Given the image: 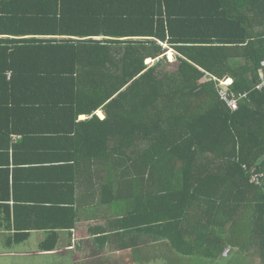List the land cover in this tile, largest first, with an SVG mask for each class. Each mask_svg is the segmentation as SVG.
Instances as JSON below:
<instances>
[{
    "label": "trees",
    "instance_id": "trees-1",
    "mask_svg": "<svg viewBox=\"0 0 264 264\" xmlns=\"http://www.w3.org/2000/svg\"><path fill=\"white\" fill-rule=\"evenodd\" d=\"M262 67L264 0H0L1 154L90 180L121 250L264 264Z\"/></svg>",
    "mask_w": 264,
    "mask_h": 264
},
{
    "label": "crops",
    "instance_id": "crops-1",
    "mask_svg": "<svg viewBox=\"0 0 264 264\" xmlns=\"http://www.w3.org/2000/svg\"><path fill=\"white\" fill-rule=\"evenodd\" d=\"M98 115L104 118L102 112H98ZM85 119L86 116L79 118ZM19 139L13 137L14 142ZM4 141L7 143V139L0 138V149L5 145ZM20 155L15 158L13 152L9 151L8 158H4L0 150V197L6 191L4 183H10L11 187L9 201H0V257H4L3 248H13L6 251L7 257L18 258L19 261L28 256L36 255L41 259L51 255L57 258L64 256L65 262L62 264H94L100 250L94 249L92 243L98 246L99 242L101 253L107 257L129 250H121L120 245L117 247L111 242H104L100 232H95L98 230H91L96 225L105 226L109 219L121 215L108 213L105 206H100L98 197H95L96 187H92L90 180L76 182L74 190H57L56 177L60 171L45 170L58 164L50 161L40 166L33 164L38 162L20 166ZM43 155L44 158L50 156L47 153ZM15 191H22L21 197L25 198L14 199ZM90 193H93L95 200L88 199ZM95 213L107 216L98 218ZM16 246L24 248L17 249Z\"/></svg>",
    "mask_w": 264,
    "mask_h": 264
},
{
    "label": "rangeland",
    "instance_id": "rangeland-1",
    "mask_svg": "<svg viewBox=\"0 0 264 264\" xmlns=\"http://www.w3.org/2000/svg\"><path fill=\"white\" fill-rule=\"evenodd\" d=\"M165 67L168 70H175L177 68V61L175 60V52L173 50L167 51ZM150 64L153 63V60L149 59ZM148 61H146L148 63ZM128 237L117 238L114 237L116 242L125 241ZM155 246V249L144 252L143 248H140L139 252L135 249H129L127 252H120L118 256H106L100 248V243L98 246L92 243L94 249H99V257L96 259L94 264H228L223 262L222 259H207L201 256L195 258H190L181 253L176 252L173 248H170L166 243ZM1 247V245H0ZM141 247V246H140ZM17 249L24 247L16 246ZM13 248H3L2 255L0 257V264H62L65 262L64 256L62 258H57L51 255L43 256L39 259L35 256L23 257V261H19L18 258L7 257V250H12ZM105 255V256H104ZM58 261V262H57ZM24 262V263H23ZM68 264V263H66ZM257 264V263H255Z\"/></svg>",
    "mask_w": 264,
    "mask_h": 264
},
{
    "label": "built area",
    "instance_id": "built-area-1",
    "mask_svg": "<svg viewBox=\"0 0 264 264\" xmlns=\"http://www.w3.org/2000/svg\"><path fill=\"white\" fill-rule=\"evenodd\" d=\"M262 84L258 88H264V68L261 69ZM213 80L216 81L217 78L212 76ZM230 81H219L218 85V95L221 101L229 108V110L235 111L238 109V97L233 96L228 92V86ZM240 97H246V95H241ZM254 181L257 183H262L261 178L255 177Z\"/></svg>",
    "mask_w": 264,
    "mask_h": 264
},
{
    "label": "clouds",
    "instance_id": "clouds-1",
    "mask_svg": "<svg viewBox=\"0 0 264 264\" xmlns=\"http://www.w3.org/2000/svg\"><path fill=\"white\" fill-rule=\"evenodd\" d=\"M168 50H173V51L175 52V60H174V61H176V56L178 55V53H177L174 49H168ZM168 50H167V51H168ZM167 51H165L163 55L167 56V55H166V54H167ZM212 76H214V75L211 74V77H212ZM214 77H216V76H214ZM216 78H217V77H216ZM207 81H208V78H207V75L205 74L204 77H203L202 82H207ZM216 81L219 83L220 80H218V78H217ZM223 81H230V82H229V86H230V84L232 83L231 78H227V77L224 78ZM261 185H262V183H261ZM100 236L104 239V241H105V240H109V239L111 238V235H110L109 233H100ZM106 242H110V241H106Z\"/></svg>",
    "mask_w": 264,
    "mask_h": 264
},
{
    "label": "bare ground",
    "instance_id": "bare-ground-1",
    "mask_svg": "<svg viewBox=\"0 0 264 264\" xmlns=\"http://www.w3.org/2000/svg\"><path fill=\"white\" fill-rule=\"evenodd\" d=\"M149 60V59H148Z\"/></svg>",
    "mask_w": 264,
    "mask_h": 264
}]
</instances>
